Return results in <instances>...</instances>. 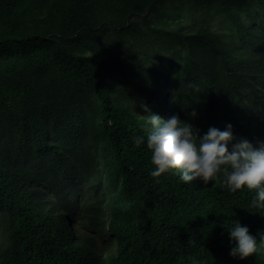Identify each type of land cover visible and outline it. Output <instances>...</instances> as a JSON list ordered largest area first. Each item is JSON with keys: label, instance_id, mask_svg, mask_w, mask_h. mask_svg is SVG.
Segmentation results:
<instances>
[{"label": "trees", "instance_id": "16d2710c", "mask_svg": "<svg viewBox=\"0 0 264 264\" xmlns=\"http://www.w3.org/2000/svg\"><path fill=\"white\" fill-rule=\"evenodd\" d=\"M263 85L264 0H0V264H264L224 227L259 239L255 190L152 177L132 143L144 105L254 136Z\"/></svg>", "mask_w": 264, "mask_h": 264}, {"label": "clouds", "instance_id": "9594fccd", "mask_svg": "<svg viewBox=\"0 0 264 264\" xmlns=\"http://www.w3.org/2000/svg\"><path fill=\"white\" fill-rule=\"evenodd\" d=\"M254 40L242 39L241 42V38H237L229 45L228 52L232 58L244 60L246 64V51L257 53L261 44L254 43ZM237 77L238 73L234 78L238 82L240 76ZM262 89L264 91V85ZM143 107L147 112L146 118L140 126L142 131L132 137V143L137 147L145 145L150 150L153 167L149 174L152 177L174 172L184 183L200 178L205 183L212 180L214 184L219 180L220 187L229 193L242 188L255 190L249 207L264 210V138L260 136L264 130L259 132L257 129L254 136H244L235 128V135L232 130L234 124L226 122L223 129L209 126L201 134L198 128L181 120L178 114L166 118L162 113L151 112L147 105ZM262 107L264 104L258 102L251 105L252 109ZM257 127H264V124ZM224 227L228 232L229 255L232 257L244 259L257 253L264 245V233L258 239L239 220H233ZM110 248L115 249L113 245Z\"/></svg>", "mask_w": 264, "mask_h": 264}]
</instances>
